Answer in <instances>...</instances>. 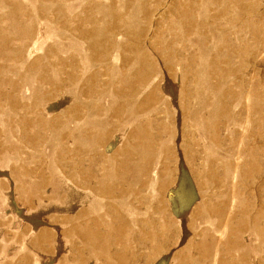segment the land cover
Here are the masks:
<instances>
[{"label":"rangeland","instance_id":"1","mask_svg":"<svg viewBox=\"0 0 264 264\" xmlns=\"http://www.w3.org/2000/svg\"><path fill=\"white\" fill-rule=\"evenodd\" d=\"M0 264H264V0H0Z\"/></svg>","mask_w":264,"mask_h":264}]
</instances>
